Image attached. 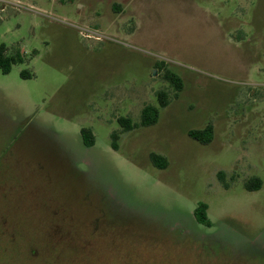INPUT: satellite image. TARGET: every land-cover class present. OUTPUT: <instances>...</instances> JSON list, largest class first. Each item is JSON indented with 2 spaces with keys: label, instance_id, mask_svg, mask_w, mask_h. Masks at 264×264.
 Segmentation results:
<instances>
[{
  "label": "rangeland",
  "instance_id": "obj_1",
  "mask_svg": "<svg viewBox=\"0 0 264 264\" xmlns=\"http://www.w3.org/2000/svg\"><path fill=\"white\" fill-rule=\"evenodd\" d=\"M0 45V264H264V0H0Z\"/></svg>",
  "mask_w": 264,
  "mask_h": 264
},
{
  "label": "trees",
  "instance_id": "obj_2",
  "mask_svg": "<svg viewBox=\"0 0 264 264\" xmlns=\"http://www.w3.org/2000/svg\"><path fill=\"white\" fill-rule=\"evenodd\" d=\"M23 62L22 56L16 52L12 55L6 53V47L4 45H0V73L3 75L9 74L11 68L15 64H20ZM160 67V66H158ZM23 78H29L30 75L24 72L20 74ZM164 80L170 84L172 89L175 91V94L179 93L182 89V82L181 79L171 73L170 71L166 70L163 75ZM157 106L146 105L140 111L139 116V123L133 124L128 118L119 117L117 118L116 122L120 127L122 132H130L137 127L141 128H148L155 125L159 118V110L164 109L168 104V95L164 91H157L155 94ZM82 145L86 148H92L94 145V136L92 132L88 128H82L79 132ZM188 136L193 141L199 143L200 145H207L213 139V127L212 125L208 124L203 129L200 130H191L188 131ZM111 142L110 147L114 151L118 149L117 147V140L118 135L115 133L110 134ZM150 163L153 167L159 170H163L167 166V161L165 158L151 154L149 156ZM218 181L223 185V187H227L223 182V173L218 172L216 174ZM244 188L249 191H258L262 186V181L259 178H250L246 182L243 183ZM207 208L206 205L202 202H199L194 209V218L196 222L200 225H204L205 227H210V222L207 217Z\"/></svg>",
  "mask_w": 264,
  "mask_h": 264
},
{
  "label": "flooded vegetation",
  "instance_id": "obj_3",
  "mask_svg": "<svg viewBox=\"0 0 264 264\" xmlns=\"http://www.w3.org/2000/svg\"><path fill=\"white\" fill-rule=\"evenodd\" d=\"M87 149H89V148H87Z\"/></svg>",
  "mask_w": 264,
  "mask_h": 264
}]
</instances>
